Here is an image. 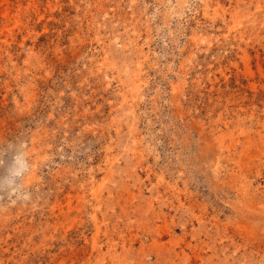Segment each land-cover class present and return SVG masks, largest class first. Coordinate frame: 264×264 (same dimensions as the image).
<instances>
[{
  "label": "rangeland",
  "instance_id": "374dc122",
  "mask_svg": "<svg viewBox=\"0 0 264 264\" xmlns=\"http://www.w3.org/2000/svg\"><path fill=\"white\" fill-rule=\"evenodd\" d=\"M0 264H264V0H0Z\"/></svg>",
  "mask_w": 264,
  "mask_h": 264
}]
</instances>
